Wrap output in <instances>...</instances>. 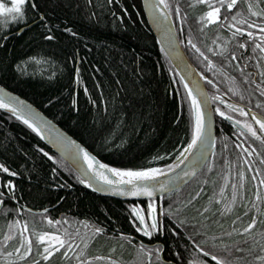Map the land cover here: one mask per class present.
Instances as JSON below:
<instances>
[{"label":"trees","instance_id":"16d2710c","mask_svg":"<svg viewBox=\"0 0 264 264\" xmlns=\"http://www.w3.org/2000/svg\"><path fill=\"white\" fill-rule=\"evenodd\" d=\"M2 2L8 4V0ZM37 3L51 32L30 7L26 23L14 24L8 21L7 14L0 15V86L33 104L110 168L153 167L166 171L174 167L187 152L190 141L191 102L151 34L140 0H37ZM165 3L178 42L202 78L205 74L202 60L189 39L204 53L203 57L216 64L232 52L237 55V35L231 32L224 37L220 30L201 26L204 22L200 20V8L204 5L197 0H165ZM249 3L253 4V11L264 8V0H240L237 14L244 20L260 21V17L249 14ZM22 28L26 29L19 33ZM66 28L70 31H65ZM5 35L6 41L2 39ZM47 35L55 38L47 40L44 38ZM245 38L248 36L243 34L242 39ZM257 147L255 150L264 151ZM230 150L235 152L233 148ZM0 163L18 173L12 177L0 171V183L12 180L15 184V199L6 197L4 209L14 208V200L31 210L47 209L49 215L61 212L79 222L95 224L108 234L132 235L129 234L133 230L129 223L132 212L123 201L83 188L65 162L28 126L2 108ZM255 214L257 222L248 232L243 231L246 223H237L241 233L226 234L222 255L231 264H261L256 257L264 256L261 251L264 206L257 207ZM166 233L169 235L164 244L166 254L170 255L175 238ZM11 236L0 234V259H6L3 264H12L19 258L15 252L18 243L9 241ZM109 244L104 242L99 248H107ZM180 244L187 242L182 239ZM237 247L241 251H236ZM38 251L42 248L32 242V252L26 257L29 264L41 259ZM180 251L183 256L187 253L183 247ZM87 257L82 254L80 258Z\"/></svg>","mask_w":264,"mask_h":264},{"label":"flooded vegetation","instance_id":"af4514ba","mask_svg":"<svg viewBox=\"0 0 264 264\" xmlns=\"http://www.w3.org/2000/svg\"><path fill=\"white\" fill-rule=\"evenodd\" d=\"M239 1L237 0L231 12H228L225 4L224 7H221L219 20L211 24L204 23L205 25L201 26L220 30L224 33L222 34L225 35L224 37H228L231 32L234 33L236 27H246L245 24H239L232 20V16L237 15ZM209 3L218 6V0H206L205 3H201L204 5L203 8H200L202 15L210 10ZM190 10L194 9L190 8ZM194 11L196 12V10ZM225 15L228 16L227 21L224 20ZM239 19H241L240 15L237 16V20ZM229 24H234L235 27L230 28ZM252 31L259 33L258 28L252 29ZM236 35L237 58L235 60H232L230 55L217 64L211 61L212 66L209 67L208 61L210 60L208 58L205 60L198 54L205 72L203 77H207V79L200 77L208 93L214 118V149L211 156L203 168L186 185L169 194L152 199V202L157 205L162 204L165 212L168 211V205H172L174 211L178 210L172 217L177 224L180 220H184V225L179 230L182 235H185L184 240L187 242L188 250L184 255L185 264L197 259L207 261V264H216L211 256H204L197 250V244L205 251L210 250L221 259H225L222 253L225 249L226 234L241 233L240 230H237V223L248 225L253 217L257 218V214H255L257 207L264 206V184L260 183L264 179V163H261L264 160V151L255 150L257 145L264 148V143H261L260 139L252 137L243 127V123H236L237 121L251 123L258 135L264 138V133L260 132L259 125L252 120L253 115L264 119V94H262L264 93V75H262L264 73V53L259 49L253 51L255 44H264V41H261L256 35L251 39L245 38L244 40L242 34L237 33ZM260 35H264V33H260ZM241 42L245 43L243 49L238 47ZM196 70L198 73L200 72L197 68ZM217 80H221V82H217ZM208 81H212V83ZM214 96L219 99L214 100ZM228 105L243 108L247 115L242 116L238 110L233 111ZM217 107L232 119L221 117L216 112ZM231 148L235 152H231ZM241 172L244 173L243 181L240 179ZM254 176L255 179H253ZM79 182L83 186L81 181ZM233 185H236L235 189ZM234 194L235 200L233 201ZM123 202L127 210L131 211L134 206L146 210L149 200ZM12 204L14 207L12 209H4L3 203L0 204V234H12L8 240L13 241L14 244L18 243L19 247H21L22 234L29 240L30 235L34 234L31 240L37 243V236L41 232L54 233L62 238H67L66 233L74 236L73 248L67 249L69 257L63 256L66 248H62L59 252L54 253L47 262L42 258L37 260L38 264H78V261L80 264H109V260L117 261V264H148V255L140 250L141 244L153 248L159 244L164 248L162 256L165 259L170 258V255L166 254L164 244L169 235L166 233L167 230L163 234L154 235L151 239L145 237L136 231L133 215L129 222L133 229L129 234L132 235L123 234L122 238L121 233L114 235L103 231L101 234H96L92 229L98 227L97 225L79 222L77 219H71L70 216L62 215L61 212L49 215L44 210H31L17 205L14 200ZM226 206H229L230 210L226 211ZM243 207L245 212L241 213ZM205 209L207 211H204ZM45 215L53 221H60V223L49 225L44 219ZM157 215L159 218V213ZM17 221L19 223H16ZM135 223L138 224V221ZM164 223L169 224V220L165 219ZM195 224H197L196 227H194ZM25 225H27L26 231ZM17 234L21 235L17 237ZM189 236L191 239H188ZM104 242L105 244L110 243L109 248H99ZM112 245L118 246L113 247ZM119 246L121 247L119 248ZM77 253L88 255V257L80 258L81 255L77 257ZM97 256L107 257L109 260H95L94 258ZM29 261L28 258H17L11 263L29 264ZM5 262L6 259H0V264ZM151 264H158L155 256H153Z\"/></svg>","mask_w":264,"mask_h":264},{"label":"snow or ice","instance_id":"6c2138e0","mask_svg":"<svg viewBox=\"0 0 264 264\" xmlns=\"http://www.w3.org/2000/svg\"><path fill=\"white\" fill-rule=\"evenodd\" d=\"M198 3H205L206 0H197ZM159 4H163L165 8L168 7V5L165 3V0H158ZM237 0H218V6H213L211 3H209V11L205 12L203 15H201L200 20L204 22L205 24H211L217 20L220 19L219 13L221 11V7H224L226 4V9L228 12H231L234 5H236ZM29 7L38 14L39 18L41 19V23L43 24V27L47 29L49 32H51V29L49 28L47 23H44V14L40 11V5L37 3V0H11V6L7 7L2 0H0V15L7 14L8 15V21L14 24L19 23H26L28 18V9ZM149 7L151 9H155L158 7L157 3H150ZM248 11L251 16L260 17V21L257 23L255 21L250 20H244L239 19L237 20V15H240L239 13L237 15L232 16V20L236 21L239 24H247V29L241 27H236L235 32L233 33V36H235L237 33L245 34L248 36L249 39H251L254 35L258 36L261 41H264V35H260V33H264V9H261L260 11H253V4H248ZM179 14V9H177V15ZM164 19L167 18V15L164 14ZM228 16H224V20L227 21ZM157 20H160V17H157ZM230 28L235 27L234 24L228 25ZM259 29V33H255L251 31L250 29ZM65 31H70V29H65ZM47 40H52L55 37L53 35H47L44 37ZM3 40H7L8 37L5 35L2 37ZM188 43L191 45L192 48H194L201 56H204V53L196 47L194 43H192V40L189 39ZM238 47L243 49L245 48V43L241 42L238 44ZM259 49L260 52L264 53V44L257 43L255 44V48ZM209 51H212V49H209ZM223 55V51L220 53ZM205 60H207V57H204ZM236 53H231V59L235 60ZM209 67L212 66V62L208 61ZM79 73V69H77V74ZM264 75V73H262ZM204 79H207V77H203ZM209 83H212V81H208ZM119 83V81H117ZM185 88L187 89L188 86L185 85ZM85 92H87V89H85ZM264 94V93H262ZM187 97L190 100V107H189V123H190V141L187 144V149L191 151L194 146L198 144V142L202 143V138L204 136V130H205V123H204V116L201 112L200 102L197 100L196 96L193 95V91L191 89H188L187 91ZM214 100L219 99V97H213ZM75 103V101H73ZM230 109L233 111H239L242 116H246L247 113L243 108H240L239 106H233L228 105ZM0 108L8 109L12 112L13 115L17 117V119L22 120L24 124H26L29 128H31L33 131L39 133V128L37 127V124L35 123V116H29L26 117L21 110L20 105L13 104L12 102H5L3 98H0ZM216 112L221 116L225 117L227 119H232L231 116H227V114L222 111L219 107L216 108ZM179 119V118H178ZM252 120L259 125V129L261 133H264V119L257 118L255 115L252 116ZM236 123H243V127L247 129L248 133L251 134L252 137H255L256 139H260L261 143H264V138L258 135L257 131L253 127V125L249 122H241L237 121ZM41 151H43L41 149ZM244 151H247V149H244ZM78 153L82 154L83 159L85 163L88 166V169L93 170V174L96 178L102 180L106 185L108 186H117L113 190L117 191L120 195L123 196H129V197H148L149 203L147 204V208L142 209L139 207H132L131 212L132 215L135 218L134 226L136 228L137 232H140L143 234V236L152 238L154 235L157 234H163L165 230H167L175 239H174V245L171 250L170 258L165 259L162 256V253L164 252V248L157 244L154 248L151 246L146 247L145 245H140V250L142 252H146L148 255V264H151L153 256H155L156 261H158V264H185V257L181 254L180 248L183 247L185 251H187V245H181L180 240L184 239V236H182L180 232V228L184 225V220H180L177 224L175 220L172 219L174 215H176V211L173 210L172 205H168V211L165 212L164 206L157 205L156 203L152 202V197L154 195V191L156 190V184L158 183L155 178L161 175V170L158 168L153 167H142L139 169H120V168H110L106 164H99L97 166V162L93 156H91L87 151H85L83 148L78 149ZM45 156H48V153H44ZM251 155V153H249ZM49 159H52V157H48ZM158 158V157H154ZM247 163V161H245ZM261 163H264V160L261 161ZM0 171L3 173L8 174L9 176L15 177L18 175V173L14 171H10L8 167H6L4 164L0 163ZM55 172V169L52 170ZM105 171L110 172L115 179H110L108 175L105 174ZM240 179L243 181L244 179V173H240ZM255 179V176L253 177ZM2 180V178H0ZM81 183H87L86 180H81ZM261 184H264V179L260 181ZM91 186V185H89ZM241 187H243V184H241ZM0 188L5 189L6 191H0V204L3 203V200L7 198L15 199L14 190H15V184L12 182V180L2 181L0 183ZM233 188H236V185H233ZM159 189L161 192L166 190V185L163 183L159 184ZM171 190V189H167ZM223 191V189H221ZM235 200V194L233 195V201ZM226 211L230 210L229 206H226ZM47 212V209L44 210ZM204 211H207L205 209ZM146 212V215H145ZM157 213H159V218ZM147 217V219H146ZM44 219L47 221L49 225L58 224L60 221H53L52 219H49L46 215L44 216ZM168 219L169 224H165L164 220ZM138 221V224L135 222ZM256 218L253 217L251 222L248 223L247 227L243 229L244 232H248L250 229L253 228V226L256 224ZM16 223H19L17 221ZM66 223V221H65ZM175 225V226H173ZM27 230V225H25V231ZM96 234H101L104 229L100 227H95L92 229ZM78 234V233H77ZM67 238H62L60 235L54 234V233H47V232H41L37 236L38 246L42 247V251H38V256L42 258L43 261L47 262L51 257H53L54 253H57L62 248H66V250L63 253V256L65 258L68 257V251L67 249H72L74 241L73 234H67ZM121 237L123 238V233H121ZM7 239V238H6ZM188 239H191L189 236ZM71 241V242H70ZM21 247L24 248V251L21 253ZM21 247H17L15 249V252L19 254L20 259H24L30 255L32 252V242L27 237H25L23 234L21 235ZM197 250L199 252H202L204 256H211V259L216 262V264H231L230 261L221 259L213 252L205 251L204 248H201L199 244L196 245ZM227 250V249H226ZM111 251V249H110ZM229 254H231L230 250ZM236 251H241L239 247L236 248ZM261 251H264V249H261ZM8 255H11V253H7ZM82 255V253H77V257ZM95 260H101L106 259L109 260L107 257H95ZM256 260L260 261L261 264H264V256H257ZM32 264H38L37 260H32ZM78 264L80 262L78 261ZM109 264H117V261L109 260ZM189 264H207V261L197 259L196 261H189Z\"/></svg>","mask_w":264,"mask_h":264},{"label":"water","instance_id":"95a60500","mask_svg":"<svg viewBox=\"0 0 264 264\" xmlns=\"http://www.w3.org/2000/svg\"><path fill=\"white\" fill-rule=\"evenodd\" d=\"M150 3H157L158 7L151 9L149 7ZM140 4L144 18L158 46L180 78L184 87L185 85L188 86L187 89L185 88L186 92L188 89H191L193 95L196 96L197 100L200 102L201 112L204 116L205 123L202 143L198 142L191 151L188 150L184 158L181 160L182 163H179L180 165L178 164L174 168L161 172V176L155 178L158 183L156 184V190L152 197V199H154L169 194L186 185L206 164L214 149V118L203 80L179 45L173 23L164 9L163 4H159L158 0H140ZM164 14L167 15L166 19L163 18ZM157 17H160L159 21L157 20ZM23 29L26 28H22L19 33L23 31ZM0 98H3L5 102H12L13 104L20 105L21 110L26 117L35 116V123L39 128V133L33 131L31 128L30 129L43 141L45 146L53 154L67 164V166L79 177L80 181H87V183H82L86 189L99 196L120 201L149 200L148 197L143 196L129 197L120 195L117 191L113 190L117 186H108L96 178L93 171L88 169L82 154L78 153V149L83 148L91 156L93 155L56 123L47 118L33 104L2 86H0ZM4 110L12 114L8 109ZM20 121L22 122V120ZM93 157L97 162V166L102 164L95 156ZM160 183L166 185V190L163 192L159 189Z\"/></svg>","mask_w":264,"mask_h":264},{"label":"bare ground","instance_id":"6f19581e","mask_svg":"<svg viewBox=\"0 0 264 264\" xmlns=\"http://www.w3.org/2000/svg\"><path fill=\"white\" fill-rule=\"evenodd\" d=\"M141 5V4H140ZM163 7H164V5H163ZM164 9L166 10V8L164 7ZM142 10V9H141ZM166 12H167V10H166ZM167 14H168V12H167ZM169 15V14H168ZM143 17H144V15H143ZM144 20H145V18H144ZM145 22H146V20H145ZM146 24H147V22H146ZM147 26H148V24H147ZM149 28V27H148ZM21 30V29H20ZM150 30V29H149ZM150 32H151V30H150ZM151 34H152V32H151ZM153 35V34H152ZM154 37V36H153ZM180 45V44H179ZM183 50V49H182ZM185 53V52H184ZM186 55V54H185ZM187 57V56H186ZM189 60V59H188ZM192 64V63H191ZM171 65V64H170ZM196 69V68H195ZM174 70V69H173ZM177 75V74H176ZM178 76V75H177ZM180 79V78H179ZM183 84V83H182ZM184 86V85H183ZM185 88V87H184ZM185 91H186V89H185ZM11 92V91H10ZM13 93V92H12ZM187 93V92H186ZM27 126V125H26ZM67 165V164H66ZM93 171V170H92ZM105 174L106 175H108L109 176V178L110 179H115V177H113L112 176V174L110 173V172H107V171H105ZM79 178V177H78ZM100 180V179H99ZM102 181V180H101ZM103 182V181H102ZM83 188H85L84 186H82ZM86 189V188H85ZM132 202V201H131Z\"/></svg>","mask_w":264,"mask_h":264},{"label":"rangeland","instance_id":"374dc122","mask_svg":"<svg viewBox=\"0 0 264 264\" xmlns=\"http://www.w3.org/2000/svg\"><path fill=\"white\" fill-rule=\"evenodd\" d=\"M5 4V3H4ZM7 7L11 6V0H8V4H5Z\"/></svg>","mask_w":264,"mask_h":264}]
</instances>
